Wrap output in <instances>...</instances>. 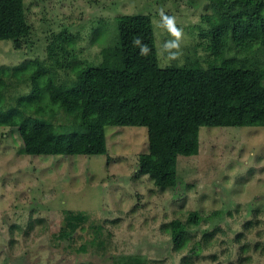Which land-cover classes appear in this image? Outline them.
Here are the masks:
<instances>
[{
	"label": "rangeland",
	"instance_id": "1",
	"mask_svg": "<svg viewBox=\"0 0 264 264\" xmlns=\"http://www.w3.org/2000/svg\"><path fill=\"white\" fill-rule=\"evenodd\" d=\"M24 2L32 32L21 47L0 40L1 67L49 61L47 44L64 31L67 52L52 67L67 80L73 66L101 61L102 49L116 42V17L134 12L150 15L161 65L208 55V0ZM161 10L183 30L176 60L163 51L172 37L160 26ZM13 84L11 91L31 88L26 77ZM105 134L103 154H26L17 128L0 125V264H264V125L200 126L197 153L178 155V183L165 187L138 172L146 126L106 125ZM70 209L83 222L60 237ZM172 219L186 225L179 246Z\"/></svg>",
	"mask_w": 264,
	"mask_h": 264
},
{
	"label": "trees",
	"instance_id": "2",
	"mask_svg": "<svg viewBox=\"0 0 264 264\" xmlns=\"http://www.w3.org/2000/svg\"><path fill=\"white\" fill-rule=\"evenodd\" d=\"M208 6L205 62L161 65L150 15L122 13L115 19L116 42L102 49L101 61L75 65L73 77L59 80L52 60L59 64L67 52V35L57 33L47 44L49 61L0 66V125L17 128L22 153L64 155L106 153V125H144L148 144L138 172L155 185H176L177 157L197 153L200 126L264 125V0H208ZM31 32L24 0H0V40L21 47ZM136 38L150 49L147 55ZM24 77L30 90L11 91ZM83 217L70 209L59 236L68 237ZM201 218L190 211L194 223ZM169 226L179 246L186 225L172 219Z\"/></svg>",
	"mask_w": 264,
	"mask_h": 264
},
{
	"label": "clouds",
	"instance_id": "3",
	"mask_svg": "<svg viewBox=\"0 0 264 264\" xmlns=\"http://www.w3.org/2000/svg\"><path fill=\"white\" fill-rule=\"evenodd\" d=\"M161 23L160 26L163 27L172 39L168 40L163 45V51L168 53L167 59L169 61L176 60L182 54L180 51L181 41L183 39V30L177 26V21L174 16H169L164 13L163 10L160 11ZM133 43L140 47V54L147 55L150 49L147 45H143L139 38L134 39Z\"/></svg>",
	"mask_w": 264,
	"mask_h": 264
}]
</instances>
